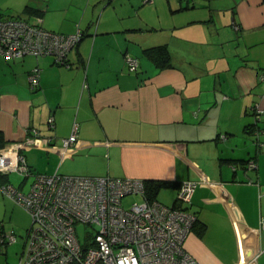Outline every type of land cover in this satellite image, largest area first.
I'll return each mask as SVG.
<instances>
[{
  "label": "crops",
  "instance_id": "1",
  "mask_svg": "<svg viewBox=\"0 0 264 264\" xmlns=\"http://www.w3.org/2000/svg\"><path fill=\"white\" fill-rule=\"evenodd\" d=\"M0 9L82 32L68 64L0 55L2 147L25 141L32 172L7 181L26 192L36 174L128 176L161 184L151 195L165 205L197 181L187 251L198 264H264V132L258 148L248 129L250 107L264 109V0H0ZM160 47L169 59L150 52ZM0 209V235L13 220L24 247L30 215L1 190Z\"/></svg>",
  "mask_w": 264,
  "mask_h": 264
},
{
  "label": "built area",
  "instance_id": "2",
  "mask_svg": "<svg viewBox=\"0 0 264 264\" xmlns=\"http://www.w3.org/2000/svg\"><path fill=\"white\" fill-rule=\"evenodd\" d=\"M41 21L39 16L29 22L0 13V55L9 59L52 57L56 64H68V51L82 32H56L43 27ZM124 60L128 71H136V57L126 54ZM38 77L39 69L34 67L28 74L31 88L38 85ZM256 111L264 109L256 104ZM75 139L73 131L62 143L67 147ZM24 146L25 141H14L0 148L1 173L31 175ZM255 167V161L248 162L249 169ZM197 184L181 182L170 205L149 198L144 181L128 176L36 174L26 192L9 181L0 183V190L31 217L18 264H198L185 247L196 222L191 198ZM126 197L135 199L126 206ZM77 224L88 228L83 240ZM260 227L264 228V216ZM16 240L13 229L4 231L0 246Z\"/></svg>",
  "mask_w": 264,
  "mask_h": 264
},
{
  "label": "trees",
  "instance_id": "3",
  "mask_svg": "<svg viewBox=\"0 0 264 264\" xmlns=\"http://www.w3.org/2000/svg\"><path fill=\"white\" fill-rule=\"evenodd\" d=\"M144 1V0H143ZM1 14H3V16L5 17H9V18H20V17H14V16H8V15H5L3 12H0ZM23 19V18H22ZM28 21V20H27ZM30 22V21H29ZM32 22V21H31ZM153 56L157 59V60H166V59H169V55L167 53V50L163 47H160V48H155V49H151V51ZM135 57V56H134ZM137 58V57H136ZM138 59V58H137ZM133 72V71H132ZM31 89H34V88H31ZM256 104L258 103H255L253 106L250 107L249 111L250 113L253 115V123L252 125L248 126V129H251V133L253 134L254 136V141H255V144L256 146L259 148L261 147L262 145V142H260V140L258 139V136L260 133L264 132V129L261 128V126L258 125V122L260 120H262V115H264V112H258L256 111ZM259 105V104H258ZM260 107V105H259ZM221 138H225V135H221ZM4 145V142L1 140L0 138V148ZM255 161V157H252L250 159H248L246 161V167L248 168V162L249 161ZM251 170H254V169H251ZM6 173H1L0 172V183L4 182V181H7L6 179ZM161 184H158V183H153V184H148V183H145V191H146V194L148 195L149 198H153V196L151 195V192L152 191H155L158 187H160ZM3 232V231H1Z\"/></svg>",
  "mask_w": 264,
  "mask_h": 264
},
{
  "label": "rangeland",
  "instance_id": "4",
  "mask_svg": "<svg viewBox=\"0 0 264 264\" xmlns=\"http://www.w3.org/2000/svg\"><path fill=\"white\" fill-rule=\"evenodd\" d=\"M4 12L3 10L0 9V12ZM4 14L8 15L6 12H4ZM10 176L11 177H14V176H17V177H22V175L18 174V173H15V172H10ZM27 179V184H26V191L28 190L29 188V185L32 181V177H28L26 178ZM15 186V185H14ZM24 191V190H23ZM135 199L133 197H126L124 200H123V204L128 206L130 204V202ZM158 201H160L161 203H163L165 201V199H157ZM165 204V203H163ZM0 215H2V209H0ZM5 225H6V230L5 231H9L11 229H13L16 234H17V242L15 241L14 244L11 243V244H7L5 246H0V252L3 253V254H6L5 250L7 249V255H8V259L6 261H8L9 264H18V261H19V258L21 256V250L23 247V236L22 237H19V231L18 229L15 227H13V220H6L5 222ZM77 228V231H78V234H79V238L81 240H83V238L87 235V232H88V228L86 226H84L83 224H77L76 226ZM25 233V232H24ZM19 239V240H18Z\"/></svg>",
  "mask_w": 264,
  "mask_h": 264
}]
</instances>
